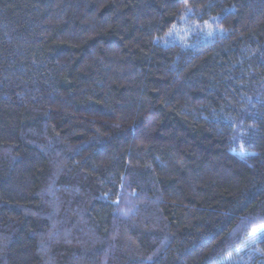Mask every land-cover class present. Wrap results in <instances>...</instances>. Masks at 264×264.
Returning <instances> with one entry per match:
<instances>
[{
  "label": "trees",
  "instance_id": "1",
  "mask_svg": "<svg viewBox=\"0 0 264 264\" xmlns=\"http://www.w3.org/2000/svg\"><path fill=\"white\" fill-rule=\"evenodd\" d=\"M0 264H264V0H0Z\"/></svg>",
  "mask_w": 264,
  "mask_h": 264
},
{
  "label": "rangeland",
  "instance_id": "2",
  "mask_svg": "<svg viewBox=\"0 0 264 264\" xmlns=\"http://www.w3.org/2000/svg\"><path fill=\"white\" fill-rule=\"evenodd\" d=\"M234 152L243 160L247 162H253L255 159V154L243 150H236ZM151 153L159 158L163 166L158 170V174L161 178L166 181L170 177L175 176L181 172L185 167L184 162L175 150L171 149H162L158 146L151 147ZM262 235V231H257L248 239V244L254 243Z\"/></svg>",
  "mask_w": 264,
  "mask_h": 264
}]
</instances>
